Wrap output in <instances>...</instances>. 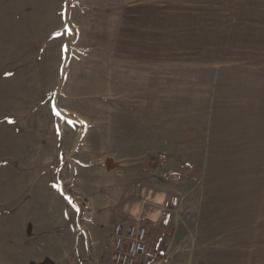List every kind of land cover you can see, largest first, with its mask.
Wrapping results in <instances>:
<instances>
[{"label":"rangeland","instance_id":"obj_1","mask_svg":"<svg viewBox=\"0 0 264 264\" xmlns=\"http://www.w3.org/2000/svg\"><path fill=\"white\" fill-rule=\"evenodd\" d=\"M60 2L0 0V251L25 246L7 241L11 227L29 219L21 231L30 240L52 200L71 196L79 206L74 234L85 244V211L97 199L100 211L112 204L124 220L142 218L150 243L168 254L264 264V0H144V91L117 93L64 90L68 66L87 64L98 78L113 70L76 51ZM63 25L71 29L61 55ZM124 102L143 107L130 110L144 121L143 173L121 170L124 160L104 164L126 155L114 125ZM87 154L100 157V172L73 168ZM92 176L96 188L79 199ZM110 242L101 240L100 254L90 247L87 264H113Z\"/></svg>","mask_w":264,"mask_h":264},{"label":"crops","instance_id":"obj_2","mask_svg":"<svg viewBox=\"0 0 264 264\" xmlns=\"http://www.w3.org/2000/svg\"><path fill=\"white\" fill-rule=\"evenodd\" d=\"M69 2V4H68ZM56 10L65 18V9L68 8V15L72 20V27L75 37V49L89 51L93 59H98L102 64L94 66L101 70H113L106 76L93 75V69L83 63L77 67H70L66 71L63 88L66 92H143L144 91V0H61ZM44 10L52 9L51 6H42ZM51 26V24H49ZM60 36L64 38L60 50L61 55L66 53V43L69 40V29L67 26H60ZM62 56H60L61 59ZM110 63V64H109ZM57 67L52 65V69ZM143 70V74L140 73ZM57 72V71H56ZM104 77V78H103ZM56 86V84H55ZM120 103L114 111L116 124L120 131H117V140L126 141V155L120 157L111 156L114 162L124 160V168L121 170L129 173H143L144 164V121L136 117L130 110L143 108L134 106L131 102ZM123 134V136H121ZM130 141V142H128ZM57 157V152L52 156H46L47 163ZM100 157L94 154H87L82 161H74V167L78 173L94 174L100 172ZM121 164V162H119ZM118 165V164H117ZM97 179L92 176L78 187L81 194L85 188H96ZM99 200V199H98ZM93 201L88 204L85 211L82 226L86 229L90 239L92 253L100 254L101 240L109 237L112 226L119 220L125 219L120 210L110 206L100 211L99 202ZM81 204V201H78ZM93 205V207L91 206ZM99 205V206H98ZM49 218L34 221V229L30 240L27 229L21 231L23 226L30 221L22 220L16 226L11 227L7 232V241L11 244L16 238L25 242V246L14 252L10 250L0 251V264H40L52 260L57 264H87L91 254L88 252L85 239H79L76 233L77 209L68 202L52 200L49 205ZM85 209V206H83ZM53 215L56 222H53ZM7 221L3 222L5 224ZM33 224V223H32ZM54 225H58L57 227ZM46 238L49 246L44 248L42 243L36 242L38 238ZM29 239V238H28ZM175 240V239H174ZM28 242V244H26ZM20 243V242H19ZM35 245L39 246L35 250ZM177 247V245H176ZM175 247V248H176ZM161 249V250H160ZM165 244H160L157 250L158 259L146 264H202L198 262V252L194 250L187 252L176 251L164 252ZM160 250V251H159ZM14 252V253H13ZM39 252V254H37ZM43 252L47 254H42ZM94 257V256H93ZM98 258V257H97ZM33 261V262H32Z\"/></svg>","mask_w":264,"mask_h":264},{"label":"built area","instance_id":"obj_3","mask_svg":"<svg viewBox=\"0 0 264 264\" xmlns=\"http://www.w3.org/2000/svg\"><path fill=\"white\" fill-rule=\"evenodd\" d=\"M110 240L113 264H146L158 257L149 240L148 225L142 218L116 222Z\"/></svg>","mask_w":264,"mask_h":264},{"label":"trees","instance_id":"obj_4","mask_svg":"<svg viewBox=\"0 0 264 264\" xmlns=\"http://www.w3.org/2000/svg\"><path fill=\"white\" fill-rule=\"evenodd\" d=\"M66 14H68V8L66 7ZM66 62H67V60H65V63H64V66L66 65ZM63 80H64V76H61V83L63 82ZM68 198H70L71 199V201H72V205L74 204L76 207V209H78V212H79V206H78V203L76 202V200L73 198V197H71V196H68ZM91 244L89 243V241L88 240H86V246H87V249H88V252L90 253V246Z\"/></svg>","mask_w":264,"mask_h":264},{"label":"water","instance_id":"obj_5","mask_svg":"<svg viewBox=\"0 0 264 264\" xmlns=\"http://www.w3.org/2000/svg\"><path fill=\"white\" fill-rule=\"evenodd\" d=\"M114 160H113V158L112 157H108V158H106L105 159V161H104V164H105V167L107 168V169H110V168H112L113 166H114ZM44 264H57V263H55L54 261H47L46 263H44Z\"/></svg>","mask_w":264,"mask_h":264},{"label":"snow or ice","instance_id":"obj_6","mask_svg":"<svg viewBox=\"0 0 264 264\" xmlns=\"http://www.w3.org/2000/svg\"><path fill=\"white\" fill-rule=\"evenodd\" d=\"M53 110L55 111V108H54ZM56 114L59 115L58 112H57ZM66 199H68L69 204H72V201H71L70 198H67V197H66ZM72 207L75 208L76 206L73 204ZM77 211H78V209H77Z\"/></svg>","mask_w":264,"mask_h":264}]
</instances>
